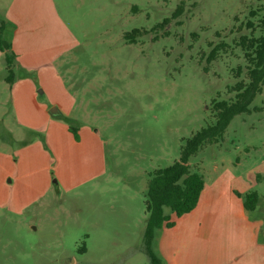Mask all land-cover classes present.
<instances>
[{
    "label": "rangeland",
    "instance_id": "rangeland-1",
    "mask_svg": "<svg viewBox=\"0 0 264 264\" xmlns=\"http://www.w3.org/2000/svg\"><path fill=\"white\" fill-rule=\"evenodd\" d=\"M50 3L45 21L51 32L58 30L49 38L60 45L57 65L52 69L45 54L13 83H33L35 123H41L38 104L62 107L70 120L56 119L77 127L81 142L62 138L58 157L36 132H25V142L41 137L58 184L57 171L65 180L77 176V184L89 181L53 190L21 212L0 203V264H150L144 244L149 173L178 160L187 139L215 121L214 101L235 100L237 85L249 82L243 42L264 33V0ZM4 12L0 0L6 24ZM15 28L12 22L4 33L10 42ZM134 28L141 32L131 42L124 35ZM1 99L14 121L7 91ZM250 108L232 119L223 138L204 144L190 165L207 178L216 163L236 176L252 173L259 178L252 190L264 194V85ZM3 123L0 147L11 136Z\"/></svg>",
    "mask_w": 264,
    "mask_h": 264
},
{
    "label": "crops",
    "instance_id": "crops-1",
    "mask_svg": "<svg viewBox=\"0 0 264 264\" xmlns=\"http://www.w3.org/2000/svg\"><path fill=\"white\" fill-rule=\"evenodd\" d=\"M50 1L34 5L31 0H3L6 26L12 22L17 25L12 32V49L17 55L13 66L15 77L18 71L20 74L33 72L34 64L45 58V54L51 57L52 69L57 65L60 45H50L49 38L54 39L58 30L53 27L51 32L49 22L45 21ZM29 7L41 10L30 13ZM6 76L4 52L0 50V121L4 122L7 132H11L0 147V203L21 212L31 204L43 203L53 190H71L89 179L77 184V176L73 181L65 180L61 171H57L59 184L52 179L53 160L44 142L41 137L32 143L25 142V132L43 136L45 143L53 144V149L50 148L57 157L63 153L62 138L69 142L74 139L77 146L81 140L71 128L56 119L68 115L62 107H56L57 112L51 113V109L38 104L41 123H35L33 104L37 103V98L33 83L28 78L10 83ZM2 91L8 92L14 121L7 118L10 111L4 107L6 101L1 99ZM8 122L16 130L9 127ZM14 143L23 145L15 148ZM219 169L216 163L213 176L207 178L204 174L205 186L192 211L180 217L172 214L173 225L157 230L155 250L164 264H264V194L256 190L261 197L259 208L254 210L245 207L243 198L259 183V178L252 173L233 175L228 167Z\"/></svg>",
    "mask_w": 264,
    "mask_h": 264
},
{
    "label": "trees",
    "instance_id": "trees-1",
    "mask_svg": "<svg viewBox=\"0 0 264 264\" xmlns=\"http://www.w3.org/2000/svg\"><path fill=\"white\" fill-rule=\"evenodd\" d=\"M264 24V16H263ZM6 24H0V50L4 52L7 76L6 80L12 83L15 79L13 66L16 60V53L12 49V42L6 39L4 33ZM140 29L125 33V38L135 42ZM243 42L246 55L249 60V82H240L237 85V96L233 101L220 99L214 101L213 108L216 119L197 130L185 145L182 146L180 157L171 165L155 169L149 173L146 191V211L147 220L144 231L145 253L150 264H164L161 255L155 250L153 242L157 230L164 226H172L171 215L182 216L192 211L199 202L202 190L205 186L204 174L198 170H193L190 159L202 149L204 144L216 142L223 138L227 127L232 119L241 113L251 112L250 104L254 98L262 91L264 85V33L258 37L247 39ZM219 47H215L208 60H213ZM66 117V121L70 117ZM71 130L78 138L77 127L70 125ZM260 194L256 190H251L243 195L244 205L248 210H254L259 204Z\"/></svg>",
    "mask_w": 264,
    "mask_h": 264
},
{
    "label": "water",
    "instance_id": "water-1",
    "mask_svg": "<svg viewBox=\"0 0 264 264\" xmlns=\"http://www.w3.org/2000/svg\"><path fill=\"white\" fill-rule=\"evenodd\" d=\"M56 112H57L56 107H53V108L51 109V113H56Z\"/></svg>",
    "mask_w": 264,
    "mask_h": 264
}]
</instances>
